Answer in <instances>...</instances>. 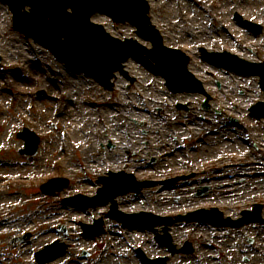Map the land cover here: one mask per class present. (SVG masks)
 I'll use <instances>...</instances> for the list:
<instances>
[{
    "label": "rangeland",
    "instance_id": "1",
    "mask_svg": "<svg viewBox=\"0 0 264 264\" xmlns=\"http://www.w3.org/2000/svg\"><path fill=\"white\" fill-rule=\"evenodd\" d=\"M148 1L165 44L191 56L189 68L205 82L213 109L202 108V95L172 93L162 77L133 60L126 69L137 81L119 75L113 91L103 90L14 30L11 11L0 2V264H37L34 252L55 241L69 247L48 264H144L138 250L152 259L169 257L167 264H234L228 257L240 255L245 242L235 229L177 220L168 232L171 244L182 248L189 242L194 251L170 256L149 232L111 218L110 202L87 208L65 202L78 194L95 196L102 187L99 177L109 171L157 183L118 197L119 208L139 205L164 217L218 207L235 218L238 209L264 199V177L257 176L264 172V117L249 112L264 101L259 77L227 72L200 54L205 48L264 62V0ZM236 14L261 25V34L241 26ZM93 20L116 37L149 46L129 24H114L102 14ZM39 92L45 96H34ZM180 103L190 110H178ZM24 128L41 137L36 157L19 153L25 143L17 134ZM56 177L68 179L64 190L52 196L40 191ZM172 179L177 180L170 184ZM204 186L209 192L197 195ZM100 219L105 233L85 237L81 223ZM26 233L32 235L27 242L12 245ZM261 246L264 253V242Z\"/></svg>",
    "mask_w": 264,
    "mask_h": 264
},
{
    "label": "water",
    "instance_id": "2",
    "mask_svg": "<svg viewBox=\"0 0 264 264\" xmlns=\"http://www.w3.org/2000/svg\"><path fill=\"white\" fill-rule=\"evenodd\" d=\"M0 1L8 4L13 11L16 29L50 49L57 58L65 62L67 67L86 73L107 89L113 88L111 79L115 77V72L120 71L127 76L122 64L129 58H133L154 74L165 77L168 81L167 85L175 92L202 90V84L188 71L189 58L178 50H171L164 46L160 32L151 24L148 17L150 7L146 0ZM26 6L31 8L30 12L24 11ZM96 12L108 14L116 22H130L137 27V34L150 41L153 48L148 49L135 40L122 42L111 37L101 25L91 22V17ZM235 16L242 25L256 35L262 32L261 26L244 20L239 14ZM202 52L204 59L216 62L229 70L260 76V83L264 89V63H250L227 52L208 53L205 50ZM252 111L259 117L263 116L264 103L257 104ZM20 137L26 141V149L21 153L35 155L39 138L28 130L21 133ZM100 182L104 184V187L97 197L77 196L68 201L72 204H80L81 201L86 200L89 202L86 204H91L104 197L106 201L114 203L112 216L126 226L134 228L152 229L163 222L172 223L169 220L162 221L163 219L151 214L127 215L117 211L114 201L117 196L139 190L148 184L136 182L132 175L125 173H111L110 177L101 178ZM55 184H61L57 187L61 190L66 182L52 180L49 188ZM182 219L195 220V212ZM91 228L85 227L88 232ZM101 232H103L102 229L94 235ZM65 249V245L55 242L39 252L37 260L40 263H46L57 258ZM166 261L167 258H161L151 261L150 264H166Z\"/></svg>",
    "mask_w": 264,
    "mask_h": 264
},
{
    "label": "flooded vegetation",
    "instance_id": "3",
    "mask_svg": "<svg viewBox=\"0 0 264 264\" xmlns=\"http://www.w3.org/2000/svg\"><path fill=\"white\" fill-rule=\"evenodd\" d=\"M240 202L241 203L247 202V199L240 200ZM239 226H242V224ZM262 236H263V232L260 231L257 235V239L262 238ZM239 253H240V255L238 256V258H237V256H236V258L230 256V257H228V261L232 262L231 260L233 258L235 261V262H233L234 264H262V261L260 259L264 258L263 253L260 252L258 249L249 250L248 246L246 244L242 249L239 250Z\"/></svg>",
    "mask_w": 264,
    "mask_h": 264
},
{
    "label": "bare ground",
    "instance_id": "4",
    "mask_svg": "<svg viewBox=\"0 0 264 264\" xmlns=\"http://www.w3.org/2000/svg\"><path fill=\"white\" fill-rule=\"evenodd\" d=\"M124 209H121L120 208V210H123L124 212H128V213H138V212H141V211H143V210H146L145 208L146 207H141V206H139L138 205V207L137 206H127V208L128 209H126L125 207H123ZM137 208H139V209H137ZM126 209V210H125ZM136 210H139V211H136ZM59 215V214H58Z\"/></svg>",
    "mask_w": 264,
    "mask_h": 264
}]
</instances>
